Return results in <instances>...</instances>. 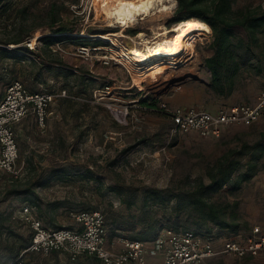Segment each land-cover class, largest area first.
<instances>
[{"label": "rangeland", "instance_id": "1", "mask_svg": "<svg viewBox=\"0 0 264 264\" xmlns=\"http://www.w3.org/2000/svg\"><path fill=\"white\" fill-rule=\"evenodd\" d=\"M177 6L178 0H175L174 8L168 12L140 16L124 30L125 37H112L119 45L114 46L113 40L82 36V32L92 35L123 32L120 23L110 25L96 11L92 0H4L0 3V42L19 31L31 33L27 42L20 44L22 48L8 55L12 76L26 83L31 91L55 94L67 89L68 92L49 107L45 128H40L30 115L25 127L18 130V177L0 168V212H9L10 220L16 223L11 225L14 230L25 235L34 233L24 219L23 197L3 196L16 178L32 183L52 179L36 188L43 210L60 206L57 211H47L41 216L47 227H53L49 222L52 213L57 220L75 223L71 211L100 210L106 219L111 247L121 246L117 243L121 239L141 232L152 237L164 227L176 229L178 226L184 230L185 225L192 226L194 221L176 215L177 200L171 198L172 191L168 188L177 192L185 187L187 178L199 176L208 182L206 172L210 162L241 142L259 143L263 149L259 153L258 171L238 189L229 184L214 197L241 202L240 234L246 235L255 226L264 229V116L249 126L228 127L223 136L213 139L194 132L172 135L168 116L154 111V106L164 102L170 106L208 110L232 104H254L264 90V73L246 70L240 87L232 95L225 98L215 94L210 88L211 71L204 63L211 53L208 45L212 30L207 35H195L189 51L176 65L164 61L167 67L160 76L137 74L135 65L125 62L120 55L123 48L144 47L139 33H144L150 41L157 40L156 36L166 29L167 35L172 36L174 27L182 22L175 19ZM238 7H250L261 16L264 0H238L235 8ZM62 25L73 27L74 32L55 37L49 50L53 54L58 52L65 60L64 65L50 60L45 43L39 39L33 48L29 46L34 37L55 34L54 28ZM260 30L263 31L259 34L262 47L256 48L257 53L264 49V24ZM7 83L0 84V90H6ZM58 177L60 180H53ZM154 190H166L168 200L160 203L151 193ZM15 215L26 222L21 228L18 226L23 222ZM152 225L155 231L150 233ZM218 230L213 228L214 233ZM227 236H230L228 231L222 237ZM20 245L21 239L2 229L0 264H6L11 249L17 250ZM70 255L67 252L30 253L23 256L22 264H103L86 254L77 260ZM204 264H264V254L251 259L220 254Z\"/></svg>", "mask_w": 264, "mask_h": 264}, {"label": "trees", "instance_id": "2", "mask_svg": "<svg viewBox=\"0 0 264 264\" xmlns=\"http://www.w3.org/2000/svg\"><path fill=\"white\" fill-rule=\"evenodd\" d=\"M2 1L4 0H0V3H2ZM237 3L238 0H178V6L175 11V19L178 21L197 18L205 23L207 22L211 27L212 38L208 45L211 53L205 58L204 63L212 74L210 88L219 97L225 98L232 95L240 87L241 79L246 70L251 69L257 74L264 73V49L262 48L260 53L256 52V48L262 47L259 43V34L263 33L260 28L264 24V13L261 16H257L256 12L252 11L250 7L235 8ZM3 6L5 7L6 4ZM73 30V27L62 25L54 28L53 33L55 34H47L39 38V42L42 41L45 43V48L49 51L48 56L55 64H66L65 60L61 58L58 52L53 54L51 50H49L53 41L57 39L55 37L66 36L68 35L66 34L67 32H74ZM22 32L23 31H19L15 35L0 42V82L4 83L7 81V87L15 80H19L12 76L13 72L11 70V62L9 61L8 55H11L14 49L22 48L20 44H25L27 42L25 41L27 37L31 36V33L23 34ZM6 45L15 46L2 47ZM23 47L29 48L28 46ZM53 55H56V57ZM42 60L45 61V58H42ZM24 85L28 88L26 83H24ZM234 105L239 104L223 107H231ZM220 107L211 111H217ZM154 111L168 116L167 113L159 108V105L154 106ZM169 117L170 116H168V118ZM262 150L259 143L252 145L250 142H241L237 146L227 149L216 158L215 161L210 162L206 172L208 182L205 180V177L203 178L202 176L192 180L188 179L187 176L184 188H179L177 192H175L176 190L168 188V191H172L171 198L177 200L176 215L178 217L184 216L187 220L190 219L194 221L192 226L185 225L184 230L182 229L183 231L193 230L200 234L213 235L218 238L224 236V232L226 231L229 232V235L233 236L240 234L239 226L242 217L240 211L241 202L238 200L222 201L216 199L214 196L229 184L234 185V188L238 189L244 182L251 180L258 171L259 153ZM51 180L52 179L48 178V180H43L42 182L32 183L29 182V180L21 182V180L16 178L13 180L11 187L4 192L3 196H22L24 203L21 209H23L25 205L35 207L38 217L42 220L41 216H45L43 215L44 212L57 211L60 207L59 205L53 204L54 206L52 209L49 206L50 208L48 207L46 210H43L40 204L41 198L36 192V188L41 187ZM53 180H60V177ZM151 193L160 203H164L168 200L165 197V193H167L166 190H154ZM131 204L132 202L130 205ZM50 205L52 204L50 203ZM91 209L92 208H88L86 211H93ZM18 211L16 210L15 212ZM72 212L73 211H71V213ZM17 217L22 221L19 215H15V218ZM10 218L11 215H9V212H0V231H2V229H8L14 238L21 239V245L17 250H15V248L11 249L12 254L6 259L5 263L7 264L9 262L15 264L19 261L24 263V255L30 253L41 254L40 252H26L23 254V251L31 246L33 233L31 232L29 235H25L24 233L17 232V230H14L11 226L16 223H13ZM56 221L57 219L52 213L49 219V222L52 224H50V226H53L52 228H61L60 225L56 224ZM22 222L21 224L18 223V228H21L20 226H22V224H26L24 220ZM214 227L219 229L217 233L213 232ZM150 228V233H153L155 231L154 226L152 225ZM165 228L170 227H164L161 230ZM175 228L176 230H180L178 226H175ZM161 230L154 233L152 237L149 236V233L141 232L129 236V239L153 241ZM251 230L252 228L247 233ZM56 252L63 251H53L50 254ZM86 255L95 257L93 255ZM70 256L73 260H77L81 255L78 257ZM217 257L218 256L209 258L202 264ZM248 258L251 259L254 258V256H247L242 259Z\"/></svg>", "mask_w": 264, "mask_h": 264}, {"label": "built area", "instance_id": "3", "mask_svg": "<svg viewBox=\"0 0 264 264\" xmlns=\"http://www.w3.org/2000/svg\"><path fill=\"white\" fill-rule=\"evenodd\" d=\"M30 47L31 44H29ZM13 47V45H12ZM33 48V47H32ZM67 89L58 93L32 92L22 82L15 80L8 85L0 100V168L18 177L17 160L19 145L16 126L33 115L40 128H45L48 110L58 97L67 96ZM171 121L172 135L197 133L203 138H219L228 127L249 126L264 116V90L254 104L223 107L217 111L198 107L159 104ZM24 219L34 233L31 246L23 251L49 254L63 251L78 257L83 254L99 258L103 264H202L220 254L236 258L257 257L264 254V229L255 226L246 235L218 238L193 230L165 228L153 241L121 239V246L108 244L106 219L100 210L72 212L77 223L74 228H48L38 217L36 208H23ZM15 264H22L20 261Z\"/></svg>", "mask_w": 264, "mask_h": 264}, {"label": "bare ground", "instance_id": "4", "mask_svg": "<svg viewBox=\"0 0 264 264\" xmlns=\"http://www.w3.org/2000/svg\"><path fill=\"white\" fill-rule=\"evenodd\" d=\"M92 1L96 11L102 13L105 19L110 22V25H114L116 22L120 23L123 32L98 35L82 32V36L88 35L92 38L113 40L114 46L119 45L112 37H125L126 32L124 30L137 22L140 16L153 15L157 12H168L175 6V0ZM98 19L101 18L98 17ZM173 32V35L169 36L167 35L168 30L166 29L156 36L157 40L155 41H150V39L147 40L144 33H139L138 38L140 37V39H142L144 47L139 48V46H133L128 49L123 48L120 55L125 62L135 65L133 68L137 74L141 76H160L163 74L165 67H167L163 65L164 61L176 65L177 60L182 58L187 51H189L193 37L199 33L207 35L211 32V27L207 22L205 23L197 18H190L178 23L174 27ZM39 38L40 37H34L30 43L31 46H35Z\"/></svg>", "mask_w": 264, "mask_h": 264}, {"label": "crops", "instance_id": "5", "mask_svg": "<svg viewBox=\"0 0 264 264\" xmlns=\"http://www.w3.org/2000/svg\"><path fill=\"white\" fill-rule=\"evenodd\" d=\"M0 84H4V83H2V82H0ZM2 86V85H1ZM7 89V88H6ZM5 94H6V90H3V89H1L0 90V100H2L3 98H4V96H5ZM25 123H26V119L23 121V122H21L20 124H18L17 126H16V135H17V132H18V130H22L24 127H25ZM56 224L57 225H60L61 227H70V228H74V227H76L77 226V223L75 222V223H73V222H71V221H67V220H65V219H62V220H57L56 221ZM55 228V227H54Z\"/></svg>", "mask_w": 264, "mask_h": 264}]
</instances>
